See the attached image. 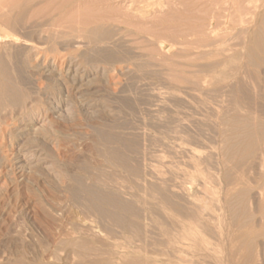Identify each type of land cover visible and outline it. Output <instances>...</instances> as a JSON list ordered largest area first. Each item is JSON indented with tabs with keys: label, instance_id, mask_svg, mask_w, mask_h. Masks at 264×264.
Wrapping results in <instances>:
<instances>
[{
	"label": "rangeland",
	"instance_id": "374dc122",
	"mask_svg": "<svg viewBox=\"0 0 264 264\" xmlns=\"http://www.w3.org/2000/svg\"><path fill=\"white\" fill-rule=\"evenodd\" d=\"M141 1L0 0V264H264V0Z\"/></svg>",
	"mask_w": 264,
	"mask_h": 264
},
{
	"label": "bare ground",
	"instance_id": "6f19581e",
	"mask_svg": "<svg viewBox=\"0 0 264 264\" xmlns=\"http://www.w3.org/2000/svg\"><path fill=\"white\" fill-rule=\"evenodd\" d=\"M144 1H145V0H144ZM146 1H148V0H146ZM146 1H145V2H146ZM151 1H152V0H151ZM151 1H148V2H150V6H151ZM158 1H160V0H158ZM158 1H157V5L160 7L162 1H161V2H158ZM141 2H143V0H142ZM145 2H144V3H145ZM148 2H146V3H148ZM152 2H153V1H152ZM154 2L156 3V0H155ZM154 2L152 3L153 5H154ZM148 5H149V3H148ZM153 5H152V6H153ZM2 6H3V5H2ZM10 6H11V5H10ZM12 7H14V6H12ZM3 8H4V7H3ZM8 8H9V7H8ZM8 8H6V10H7ZM4 9H5V8H4ZM9 9H11V7H10ZM6 10H5V11H6ZM11 10H12V9H11ZM5 11H4V12H5ZM2 12H3V10H2ZM10 12H11V11H10ZM7 13H8V12H7ZM2 14H3V13H2ZM4 14H6V13H4ZM90 18H91V17H90ZM96 18H97V17H96ZM86 19H87V18H86ZM91 19H92V18H91ZM94 19H95V17H94ZM82 20H83V18H82ZM83 21H85V18H84ZM86 21H87V20H86ZM86 21L83 22V23H86V24H87ZM89 21H90V20H89ZM89 21H88V22H89ZM81 22H82V21H81ZM80 24H81V23H80ZM93 24H94V23H93ZM59 25H60V24H59ZM67 25L70 26L69 24H67ZM75 25H77V24H75ZM78 25H79V24H78ZM78 25H77V27H78ZM72 26H73V25H72ZM72 26H71V27H72ZM81 26H82V25H81ZM85 26H86V25H85ZM188 26H189V25H188ZM62 27H63V26H62ZM64 27H65V26H64ZM190 27H191V26H190ZM82 28H83V26H82ZM72 29H73V28H72ZM79 29H80V28H79ZM188 29H189V28H188ZM190 29H192V27H191ZM73 30H74V29H73ZM71 31H72V30H71ZM72 32H74V31H72ZM71 34H72V33H71ZM75 34H76V32H75ZM75 34H74V35H75ZM2 35H3V34H2ZM6 35L10 36L9 34H6ZM82 35H84V34L82 33ZM4 36H5V35H4ZM8 36H7V38H8ZM76 36H79V35H76ZM5 37H6V36H5ZM10 37H11V36H10ZM74 37H75V36H74ZM74 37H73V38H74ZM80 37H82V36H80ZM88 37H89V36H88ZM0 38H1V36H0ZM7 38H6V39H7ZM12 38H13V37H12ZM75 38H76V37H75ZM77 38H78V37H77ZM14 39H15V38H14ZM66 40H67V39H66ZM68 40H69V39H68ZM71 40H72V39H70V41H71ZM82 40H84V39L82 38ZM93 40H95V39H93ZM73 41H74V40H73ZM91 41H92V40H91ZM74 43L76 44V42H74ZM78 43H79V42H78ZM88 43H90V41H89ZM92 43H94V42L92 41ZM67 44H68V43H67ZM67 44H65V45H67ZM69 44H71V43H69ZM72 44H73V43H72ZM68 46H69V45H68ZM68 46H67V47H68ZM65 47H66V46H65ZM77 47H78V46H77ZM77 47H76V48H77ZM67 50H68V49H67ZM74 50H75V48H74ZM74 50H73V51H74ZM70 51H71V49H70ZM73 51H72V52H73ZM68 53H69V52H68ZM72 54H73V53H72ZM74 54H75V53H74ZM74 54H73V55H74ZM64 55H65V53H64ZM66 55H67V54H66ZM68 55H69V54H68ZM74 56H75V55H74ZM72 57H73V56H72ZM76 58H77V57H76ZM78 58H79V57H78ZM76 60H77V59H76ZM78 62H79V61H78ZM75 68H77V67H75ZM74 73H75V72H74ZM76 73H77V70H76ZM74 75H75V74H74ZM74 75H73V76H74ZM78 75H79V74H78ZM73 76H72V77H73ZM78 77H79V76H78ZM69 79H70V78H69ZM69 82H71V81H69ZM74 82H75V79H74ZM77 90H78V89H77ZM16 156H17V155H16ZM18 156H19V155H18ZM20 156H21V155H20ZM21 159H22V158H21ZM20 161H21V160H20ZM21 167H22V166H21ZM188 191H189V190H188ZM185 192H186V191H185ZM199 192H200V191H199ZM194 200H195V199H194ZM194 200H193V202L196 201V200H195V201H194ZM195 203H198V202H195ZM199 204H200V202H199Z\"/></svg>",
	"mask_w": 264,
	"mask_h": 264
}]
</instances>
